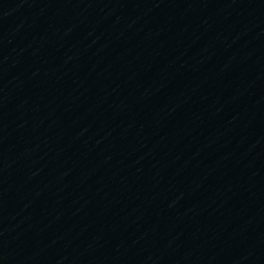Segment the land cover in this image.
<instances>
[{
  "label": "water",
  "instance_id": "obj_1",
  "mask_svg": "<svg viewBox=\"0 0 264 264\" xmlns=\"http://www.w3.org/2000/svg\"><path fill=\"white\" fill-rule=\"evenodd\" d=\"M0 264H264V0H0Z\"/></svg>",
  "mask_w": 264,
  "mask_h": 264
}]
</instances>
